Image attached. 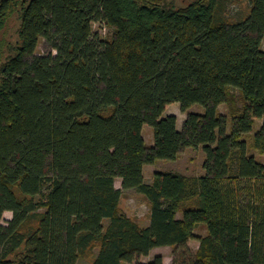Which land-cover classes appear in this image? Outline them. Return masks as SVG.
Listing matches in <instances>:
<instances>
[{
    "label": "trees",
    "instance_id": "16d2710c",
    "mask_svg": "<svg viewBox=\"0 0 264 264\" xmlns=\"http://www.w3.org/2000/svg\"><path fill=\"white\" fill-rule=\"evenodd\" d=\"M232 1H23L20 43L0 66V220L12 212L0 264H127L201 224L192 264H264V162L250 153H264V0L240 19L225 14ZM16 4L0 0V33ZM41 39L56 53H37ZM188 147H202L203 174L146 179L147 164ZM123 190L149 203L148 225L123 210Z\"/></svg>",
    "mask_w": 264,
    "mask_h": 264
},
{
    "label": "rangeland",
    "instance_id": "374dc122",
    "mask_svg": "<svg viewBox=\"0 0 264 264\" xmlns=\"http://www.w3.org/2000/svg\"><path fill=\"white\" fill-rule=\"evenodd\" d=\"M17 2L14 5L13 11L9 16L6 26L0 33V66L4 62V59L10 55L15 54V46L20 43L19 38V28L21 24V8L23 6V1L28 0H15ZM152 1V0H150ZM195 0H163L164 5L167 8L170 7H183ZM250 9V0H235L227 3V8L225 14L233 19H240L244 17ZM95 32H99L102 35H111V30L104 27L102 23H94ZM264 48V41H263ZM56 53L53 47L45 40L41 39L38 45L37 53L48 54ZM204 107L200 104H194L188 112H204ZM220 111L223 114L228 115L231 120L232 116L229 112V107L227 104L223 103L220 105ZM166 114H174L178 118V126L182 127L184 120L186 119L187 112L181 110L179 103H172L167 106ZM263 120H258L254 126V133L260 128ZM144 138L148 145L154 144V130L150 125H145L143 130ZM253 134V133H252ZM251 134V135H252ZM246 139L248 143L251 144V136H247ZM250 153L254 154L259 160L264 162V153H260L250 145ZM205 161V153L202 147L191 148L188 147L182 151L180 156L175 160H158L155 164H147L145 167V176L148 181L153 179L154 173L156 171H177L187 176H199L204 173L203 163ZM116 185L122 188V180L118 178L116 180ZM123 189V188H122ZM121 206L124 211H126L131 217L139 221L142 225H148L150 221V206L145 198L136 193L133 190H123V195L121 199ZM12 218V212L6 211L0 220V224L6 225L8 221ZM206 233V228L201 224L196 230L195 235L188 240L185 245L181 246H161L154 248L149 255L139 256V258L127 264H137L139 262H148L153 260L156 256H163V264H192L195 259L196 251L199 247L198 236ZM99 249L96 248L94 253H98ZM94 255L92 256H82L79 259L78 264H93Z\"/></svg>",
    "mask_w": 264,
    "mask_h": 264
}]
</instances>
